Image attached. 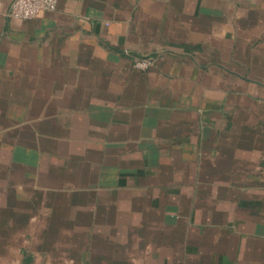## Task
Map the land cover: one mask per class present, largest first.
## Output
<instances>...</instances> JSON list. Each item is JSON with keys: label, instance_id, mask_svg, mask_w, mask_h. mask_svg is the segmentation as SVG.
Returning <instances> with one entry per match:
<instances>
[{"label": "crops", "instance_id": "crops-1", "mask_svg": "<svg viewBox=\"0 0 264 264\" xmlns=\"http://www.w3.org/2000/svg\"><path fill=\"white\" fill-rule=\"evenodd\" d=\"M11 2L0 264H264V0Z\"/></svg>", "mask_w": 264, "mask_h": 264}, {"label": "built area", "instance_id": "built-area-1", "mask_svg": "<svg viewBox=\"0 0 264 264\" xmlns=\"http://www.w3.org/2000/svg\"><path fill=\"white\" fill-rule=\"evenodd\" d=\"M57 0H12L9 8V16L18 20L32 19L42 12L54 11ZM155 64L151 55L136 56L132 60V66L138 70H149Z\"/></svg>", "mask_w": 264, "mask_h": 264}, {"label": "trees", "instance_id": "trees-1", "mask_svg": "<svg viewBox=\"0 0 264 264\" xmlns=\"http://www.w3.org/2000/svg\"><path fill=\"white\" fill-rule=\"evenodd\" d=\"M187 49V48H186Z\"/></svg>", "mask_w": 264, "mask_h": 264}]
</instances>
